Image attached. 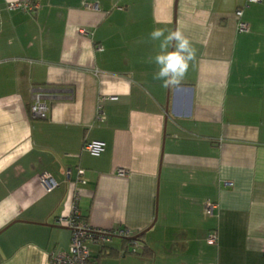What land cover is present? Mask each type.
<instances>
[{
  "label": "crops",
  "instance_id": "obj_1",
  "mask_svg": "<svg viewBox=\"0 0 264 264\" xmlns=\"http://www.w3.org/2000/svg\"><path fill=\"white\" fill-rule=\"evenodd\" d=\"M11 1L0 0V264L68 250L56 219L78 168L80 214L132 232L89 243V264H264V0H37L34 13ZM155 28L196 50L178 86L154 79ZM36 92L45 119L31 115Z\"/></svg>",
  "mask_w": 264,
  "mask_h": 264
},
{
  "label": "built area",
  "instance_id": "obj_2",
  "mask_svg": "<svg viewBox=\"0 0 264 264\" xmlns=\"http://www.w3.org/2000/svg\"><path fill=\"white\" fill-rule=\"evenodd\" d=\"M247 2H253V0H247ZM258 2V0H255ZM9 9H20L29 13H34L39 7L37 0H15L8 4ZM242 15V9L238 8L235 11L236 19H240ZM238 29L240 31H247L248 25L245 22H238ZM85 32V30H81ZM30 112L33 117L45 119L47 107L41 99L40 93H33L32 102L30 105ZM96 117L99 120H104V113L100 106L97 107ZM104 148V143L101 141H89L84 143L83 149L93 155H98ZM119 176H125L124 169L119 168L117 170ZM67 179H70V171H66ZM73 181V182H72ZM71 181L72 193L69 212L65 215L57 217L56 224L68 228L71 232L70 242L68 250L65 252H58L56 254H50L52 264H89L91 260V253L88 244L95 243L104 245L111 241L114 236L130 237L132 232L128 228H96L93 227L79 212L78 202L80 199V190L73 187L74 183H85L84 170L77 169L76 178ZM40 182L45 186L47 190H51L58 186L48 174H42L40 176ZM217 205L213 202L207 201L205 203V212L208 215L213 213V210ZM216 233L212 232L207 237L206 241L209 244L216 242ZM134 242V240H131ZM131 252H136L135 247L131 248Z\"/></svg>",
  "mask_w": 264,
  "mask_h": 264
},
{
  "label": "clouds",
  "instance_id": "obj_3",
  "mask_svg": "<svg viewBox=\"0 0 264 264\" xmlns=\"http://www.w3.org/2000/svg\"><path fill=\"white\" fill-rule=\"evenodd\" d=\"M149 38L159 42L158 51L151 59L158 66L154 79L162 81L164 87L178 86L195 59V48L179 29L167 30L166 34L165 29L155 28L149 33Z\"/></svg>",
  "mask_w": 264,
  "mask_h": 264
},
{
  "label": "water",
  "instance_id": "obj_4",
  "mask_svg": "<svg viewBox=\"0 0 264 264\" xmlns=\"http://www.w3.org/2000/svg\"><path fill=\"white\" fill-rule=\"evenodd\" d=\"M176 1H177V0H176ZM9 225H10V224H9ZM7 226H8V225H7ZM7 226H5L4 228H6ZM4 228H3V229H4ZM3 229H2V230H3ZM142 233H143V232H141V233L138 234V235L133 236L132 238L136 239V238L139 237Z\"/></svg>",
  "mask_w": 264,
  "mask_h": 264
},
{
  "label": "trees",
  "instance_id": "obj_5",
  "mask_svg": "<svg viewBox=\"0 0 264 264\" xmlns=\"http://www.w3.org/2000/svg\"><path fill=\"white\" fill-rule=\"evenodd\" d=\"M138 239V237L136 238V240ZM136 242V241H135ZM135 242H131V243H135Z\"/></svg>",
  "mask_w": 264,
  "mask_h": 264
}]
</instances>
